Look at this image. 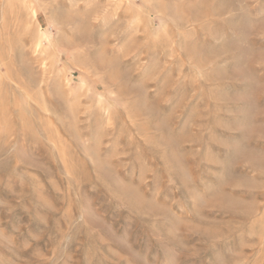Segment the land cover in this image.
<instances>
[{
	"label": "rangeland",
	"instance_id": "obj_1",
	"mask_svg": "<svg viewBox=\"0 0 264 264\" xmlns=\"http://www.w3.org/2000/svg\"><path fill=\"white\" fill-rule=\"evenodd\" d=\"M0 264H264V0H0Z\"/></svg>",
	"mask_w": 264,
	"mask_h": 264
}]
</instances>
